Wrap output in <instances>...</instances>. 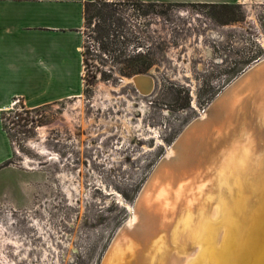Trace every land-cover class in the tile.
<instances>
[{"label": "rangeland", "instance_id": "rangeland-1", "mask_svg": "<svg viewBox=\"0 0 264 264\" xmlns=\"http://www.w3.org/2000/svg\"><path fill=\"white\" fill-rule=\"evenodd\" d=\"M88 1L81 95L29 110L7 134L14 155L0 168V264H101L157 163L264 57V0L230 11ZM136 75L153 78L150 95Z\"/></svg>", "mask_w": 264, "mask_h": 264}, {"label": "bare ground", "instance_id": "bare-ground-1", "mask_svg": "<svg viewBox=\"0 0 264 264\" xmlns=\"http://www.w3.org/2000/svg\"><path fill=\"white\" fill-rule=\"evenodd\" d=\"M259 63L169 149L106 264H264V136L250 128L264 125ZM145 76L132 78L144 96L153 89ZM29 144L44 154L37 142ZM3 237L20 247L15 237Z\"/></svg>", "mask_w": 264, "mask_h": 264}, {"label": "crops", "instance_id": "crops-1", "mask_svg": "<svg viewBox=\"0 0 264 264\" xmlns=\"http://www.w3.org/2000/svg\"><path fill=\"white\" fill-rule=\"evenodd\" d=\"M143 4H245L246 0H138ZM88 0H0V168L14 150L2 113L19 98L36 110L84 89V4Z\"/></svg>", "mask_w": 264, "mask_h": 264}, {"label": "water", "instance_id": "water-1", "mask_svg": "<svg viewBox=\"0 0 264 264\" xmlns=\"http://www.w3.org/2000/svg\"><path fill=\"white\" fill-rule=\"evenodd\" d=\"M258 61V63L261 65V64H263L264 63V61H259V60H257ZM257 61L256 62H254L255 64L252 66V67H247L239 76H238V78L236 77V79H234V81H232L231 82V84L230 85H228L225 89H224V91L222 92V93H220L215 99H214V101H212L211 102V104L208 106V108L211 106V105H213L230 87H232L233 85H235V84H237V83H239L240 82V80H242L247 74H249L250 72H254V71H256L257 69H258V67L256 66L258 63H257ZM145 77H149V78H151V79H153L151 76H145ZM153 92V90L151 91V92H149L147 95H150L151 93ZM146 95V96H147ZM207 110V109H206ZM199 119V118H198ZM198 119H196V120H198ZM196 120H194L193 122H191L185 129H184V131L180 134V136L177 138V140L173 143V145L178 141V140H181L182 138H184L185 137V135H186V133L192 128V126L194 125V123H195V121ZM250 128L251 129H253L252 131H253V135L256 137L259 133L260 134H263V136H264V125L263 124H258V123H255V122H252L251 123V126H250ZM173 145L171 146V148L173 147ZM228 146V145H227ZM173 149V148H172ZM163 160V158L157 163V165H156V167L154 168V170L152 171V174H151V176L152 175H154L155 174V170H156V168L158 167V165L160 164V162ZM150 176V177H151ZM150 177L147 179V181H146V183L144 184V186L142 187V189H141V191L139 192V194H138V196L136 197V199H135V201H134V203H133V207H132V215H134V213H135V211H137V208H138V205H139V203H142V192L144 191V189H146V187L148 186H146V184H147V182H148V180L150 179ZM146 186V187H145ZM140 208V207H139ZM177 217H178V214H176V216L175 217H173L172 219H171V223H170V225H174L176 222H177ZM124 227H125V224L124 225H122L119 229H118V231L116 232V234H115V236H114V238H113V240L115 239L116 240V242H118V240L121 238V236L123 235V232H124ZM166 238H168V236L166 237ZM113 240H112V242H113ZM111 242V243H112ZM116 242H115V246H116ZM111 245V244H110ZM115 246H113V247H115ZM110 247V246H109ZM109 249V248H108ZM175 251H176V249H174ZM107 252H108V250L106 251V253H105V255H104V258H103V260H102V263L101 264H106V262H107V260H108V257L110 256V253L112 252H110L109 254H107ZM144 257L146 258V259H148L149 258V255L148 254H144ZM145 259V260H146ZM153 264H160V262H158V260L156 261V262H153Z\"/></svg>", "mask_w": 264, "mask_h": 264}, {"label": "built area", "instance_id": "built-area-1", "mask_svg": "<svg viewBox=\"0 0 264 264\" xmlns=\"http://www.w3.org/2000/svg\"><path fill=\"white\" fill-rule=\"evenodd\" d=\"M4 112H8V115H10L9 120L2 119L4 131L6 132V134H8L11 131L16 130L14 126L20 121L21 117L27 118L29 110L24 108L19 98H16L11 102L10 106Z\"/></svg>", "mask_w": 264, "mask_h": 264}, {"label": "trees", "instance_id": "trees-1", "mask_svg": "<svg viewBox=\"0 0 264 264\" xmlns=\"http://www.w3.org/2000/svg\"><path fill=\"white\" fill-rule=\"evenodd\" d=\"M138 2H140V1H138ZM93 3H94L93 1H88V2H85V4H84V19H85V25H87V23H88L87 12H88V10H90V7L94 6V5H92ZM140 3H142V2H140ZM212 5L213 6H216V7L223 8V9H227L228 11H230V10H232L234 8H239V5L238 4H212ZM83 57H84V55H83ZM147 68L148 67L144 68V70H142V71H146Z\"/></svg>", "mask_w": 264, "mask_h": 264}, {"label": "flooded vegetation", "instance_id": "flooded-vegetation-1", "mask_svg": "<svg viewBox=\"0 0 264 264\" xmlns=\"http://www.w3.org/2000/svg\"><path fill=\"white\" fill-rule=\"evenodd\" d=\"M50 128V127H49Z\"/></svg>", "mask_w": 264, "mask_h": 264}]
</instances>
